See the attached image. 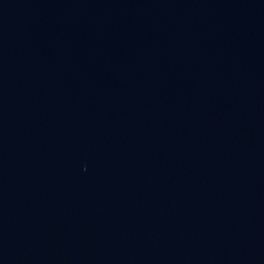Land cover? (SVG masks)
Returning a JSON list of instances; mask_svg holds the SVG:
<instances>
[{"label": "water", "instance_id": "1", "mask_svg": "<svg viewBox=\"0 0 264 264\" xmlns=\"http://www.w3.org/2000/svg\"><path fill=\"white\" fill-rule=\"evenodd\" d=\"M0 264H264V0H0Z\"/></svg>", "mask_w": 264, "mask_h": 264}]
</instances>
